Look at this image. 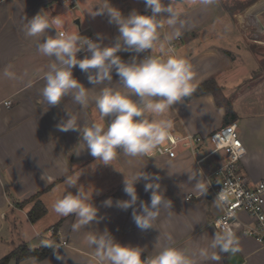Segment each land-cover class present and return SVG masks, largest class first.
I'll list each match as a JSON object with an SVG mask.
<instances>
[{
	"label": "crops",
	"instance_id": "1",
	"mask_svg": "<svg viewBox=\"0 0 264 264\" xmlns=\"http://www.w3.org/2000/svg\"><path fill=\"white\" fill-rule=\"evenodd\" d=\"M108 3L125 17L134 10L141 15L151 12L146 10L143 0H77L75 8L65 0H0V260L22 245L39 249L56 232L59 243L67 242L68 246L57 249L42 261L31 258L18 264H92L95 248L86 243V237L108 230L121 245L143 248L142 258L155 256L171 243L181 248H209L210 253L215 251L220 256L218 262L206 260L200 264H264V246L241 232L236 235L241 251L235 255L229 253L224 257L218 249H210L212 237L219 231L213 222L223 209L214 204L209 190L206 196L197 191L195 183L203 172L202 178L209 184L207 176L223 164L224 155L198 164L197 158L186 152L173 160L132 158L120 152L112 166H103L86 151L79 132L57 130V125L67 118V112L76 116L82 127L99 122L95 97L105 87L123 89L117 83L119 77L115 72L111 84L105 82L94 87L88 82V74L77 66L73 76L88 88L87 106L75 103L69 95L60 105L50 107L41 93L45 86L43 77L55 61L38 53L37 47L43 38L25 36L24 18L31 20L43 12L50 20H60L58 30L100 36L103 46H111L119 35L117 26L109 23L107 14L96 17L89 14ZM132 4L134 9L129 7L127 13V6ZM195 15L187 20L180 18L185 21L183 28L165 25L155 51L141 53L138 58L142 60L148 55L182 58L192 65L193 88L214 80L220 92L217 96L207 94L190 101L184 99L161 119L173 122L170 134L208 136L226 126L230 104L236 115L234 123L247 150L243 172L254 184L263 182L264 41L247 39L239 14L229 13L216 4L198 9ZM256 19L259 31L263 32V22ZM177 30L181 32L179 37L174 35ZM55 34L56 30L51 29L45 35ZM86 55L82 51L78 58ZM118 55L127 62L137 54L122 51ZM5 69L17 78H6ZM8 101L13 104L11 108L5 106ZM103 123L107 126L110 119ZM141 172L160 177L157 182L161 191L173 205L161 208L154 228L147 231L137 228L132 218L133 209L125 211L115 204L129 199L123 190L125 176L131 179ZM190 175L197 179L189 182ZM68 178L77 179L79 187L94 192L93 203L99 209L100 223L94 222L74 232V215L62 217L52 211L57 199L70 191L74 194L78 191L68 187ZM148 182L152 181L141 180L135 187L139 200L150 205L151 192L144 191ZM37 195L47 213L33 224L28 214L34 202L23 208L17 204ZM108 199H112V207L104 206ZM243 219L249 223L248 218L243 216Z\"/></svg>",
	"mask_w": 264,
	"mask_h": 264
},
{
	"label": "clouds",
	"instance_id": "2",
	"mask_svg": "<svg viewBox=\"0 0 264 264\" xmlns=\"http://www.w3.org/2000/svg\"><path fill=\"white\" fill-rule=\"evenodd\" d=\"M146 10L151 15H141L132 11L125 17L110 3L103 5L93 17L107 14L110 24L117 26L119 35L111 46H103L102 41L82 37L80 34L58 30L59 19L50 20L43 12L31 20L27 17L23 31L28 38H43L38 44L39 54L53 58L54 63L49 65V71L44 75L45 86L42 96L50 107L61 104L63 98L71 95L74 102L87 106L89 100L88 88L73 76V69L77 66L88 74V82L94 87L99 84L113 81V72L119 77L123 89L105 87L95 97V106L99 113V122L83 127L77 117L67 112V118L57 125V130L80 133V142L86 145V151L99 161V165L112 166L120 152L127 157L150 156L154 150L170 139L173 122L161 119L174 105L192 96L193 68L182 58L169 56L148 55L142 60L139 54L146 51L154 52L155 45L160 40V32L167 25L175 28L185 26L180 19V13L174 10L176 0H170L166 6L163 0H143ZM192 4L205 7L218 3V0H190ZM167 17V19H163ZM51 29L56 34L45 35ZM175 37L181 32L177 30ZM100 40V36L97 37ZM86 52L83 59L78 54ZM136 53L125 62L118 53ZM11 68V65L8 66ZM4 76L16 79L15 74L5 69ZM150 117V118H149ZM110 123L105 126V120ZM77 156L80 154L77 153ZM171 176V174L169 173ZM195 183V188L203 196L208 194L209 185L203 178ZM44 180V175L41 177ZM160 177L141 172L131 179L125 176L124 193L129 197L126 201H116V207L127 211L133 209L132 218L141 231L153 229L154 222L160 216L161 208H172V201L165 198L159 181ZM197 178L190 175L189 182ZM143 181H152L145 184L144 191L151 192L150 205L140 201L135 185ZM69 188H77L74 194L68 192L63 198L57 199L52 211L62 217L74 215L76 222L72 230L79 231L83 227L100 223L99 209L93 203L92 191H86L78 186L77 179L68 178ZM99 194V193H97ZM226 193L222 190L215 198L214 204L222 206L226 201ZM139 205L138 207H134ZM105 207H112V199L104 201ZM171 241V237L168 238ZM86 243L95 248L92 264H200L201 261L211 260L218 262L220 256L215 251L210 253L209 248L177 247L169 244L163 247L155 256L144 255V249L124 246L118 243L108 230L86 237ZM240 240L236 234L225 227L216 231L210 244L211 250H219L224 254H233L241 251ZM52 247L51 244L46 245ZM158 246V239L155 247Z\"/></svg>",
	"mask_w": 264,
	"mask_h": 264
},
{
	"label": "built area",
	"instance_id": "3",
	"mask_svg": "<svg viewBox=\"0 0 264 264\" xmlns=\"http://www.w3.org/2000/svg\"><path fill=\"white\" fill-rule=\"evenodd\" d=\"M65 3L75 8L77 0H65ZM82 36L100 42L95 35ZM12 105L11 101L5 103L7 108ZM237 144L240 146L237 147ZM185 152L197 158L198 164H204L219 155L225 156L223 164L207 176L211 185L209 192L214 199L222 190L227 194L221 206L223 212L214 220L213 226L219 231L227 227L236 235L241 232L264 246V181L254 184L243 172L247 150L237 125H226L208 136L170 134V139L147 157L173 160ZM243 216L248 218L249 223L244 221ZM65 246H68L67 242L59 243L57 249Z\"/></svg>",
	"mask_w": 264,
	"mask_h": 264
},
{
	"label": "trees",
	"instance_id": "4",
	"mask_svg": "<svg viewBox=\"0 0 264 264\" xmlns=\"http://www.w3.org/2000/svg\"><path fill=\"white\" fill-rule=\"evenodd\" d=\"M220 92V88L214 80H208L203 84L194 88V92L191 97L186 98L187 101H190L194 98L200 97L202 95L213 94L217 96ZM236 115L232 109V106L229 104L227 107V124L230 125L235 122ZM34 202L33 208L30 210L28 217L29 221L33 224L37 223L40 219H42L46 213V206L43 204L41 200H39V196H35L30 200L17 204L19 208L25 207L27 204ZM51 244L52 247H48L46 245ZM59 244V238L57 233L53 235V237L47 241L42 247L39 249H30L26 245H22L15 249L9 256L0 260V264H9L12 259H16L17 262H22L27 259L36 258L39 261H42L48 258L57 250V245ZM223 256L226 257V254L223 253Z\"/></svg>",
	"mask_w": 264,
	"mask_h": 264
},
{
	"label": "rangeland",
	"instance_id": "5",
	"mask_svg": "<svg viewBox=\"0 0 264 264\" xmlns=\"http://www.w3.org/2000/svg\"><path fill=\"white\" fill-rule=\"evenodd\" d=\"M131 2L134 3L133 1ZM163 2L167 6L170 0H163ZM216 5L218 8L227 9L229 13L239 14V22L245 27L247 39L264 41V31H259L256 25V20H258L256 18H259L264 24V0H218ZM129 7L134 9V5L127 6V13L130 10ZM203 7L204 6L199 4H192L190 0H182L173 5L174 10L180 13V18L186 20L192 16V14L195 15V11L203 9ZM163 19L166 20L167 17H163ZM262 103L263 102H261V104Z\"/></svg>",
	"mask_w": 264,
	"mask_h": 264
},
{
	"label": "water",
	"instance_id": "6",
	"mask_svg": "<svg viewBox=\"0 0 264 264\" xmlns=\"http://www.w3.org/2000/svg\"><path fill=\"white\" fill-rule=\"evenodd\" d=\"M178 1H182V0H178ZM142 15H151V12L149 11H146L144 12ZM9 264H18L17 260L16 259H12Z\"/></svg>",
	"mask_w": 264,
	"mask_h": 264
},
{
	"label": "snow or ice",
	"instance_id": "7",
	"mask_svg": "<svg viewBox=\"0 0 264 264\" xmlns=\"http://www.w3.org/2000/svg\"><path fill=\"white\" fill-rule=\"evenodd\" d=\"M240 145L239 144H237V147H239Z\"/></svg>",
	"mask_w": 264,
	"mask_h": 264
}]
</instances>
